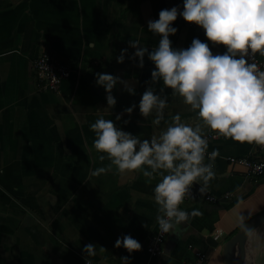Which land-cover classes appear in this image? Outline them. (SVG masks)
I'll use <instances>...</instances> for the list:
<instances>
[{
    "label": "crops",
    "instance_id": "crops-1",
    "mask_svg": "<svg viewBox=\"0 0 264 264\" xmlns=\"http://www.w3.org/2000/svg\"><path fill=\"white\" fill-rule=\"evenodd\" d=\"M173 6L182 9L183 0H0V264H85L87 258L104 264L102 257L107 264H121L124 256H130V264H180L199 251L207 253L206 264H224L223 245L241 228L238 214L244 224L264 210V175L250 176L227 160L264 158V152L218 136L209 144L217 156L205 162L213 164L215 177L203 192L202 181L195 182L198 194L182 205L202 214L190 215L168 233L161 254L151 256L147 246L158 214L153 187L160 177L147 184L140 172L119 174L114 166L90 176L110 163L100 161L93 147L90 124L101 114L141 140L158 136L176 114L193 127L202 124L181 97L168 88L161 91L162 81L152 86L167 99L165 120L154 125L155 114L143 117L139 111L155 65L145 55L139 67L138 58H129L135 52L129 42L140 40L152 51L160 37L148 30V21ZM173 26L178 29L170 35L174 48H187L199 38L214 54L226 51L181 16ZM122 49L128 52L119 63ZM43 51L71 68L60 93L41 89L36 80L34 63ZM96 73L128 81L136 94L118 83L112 92L117 104L99 113L107 107V93L96 84ZM133 104V113L124 112ZM209 132L203 129V135ZM208 193L221 199L208 201ZM227 193L231 196L224 199ZM260 228L250 242L249 264H264V225ZM125 234L142 249L129 254L116 248ZM89 243L105 250L87 257L83 248Z\"/></svg>",
    "mask_w": 264,
    "mask_h": 264
},
{
    "label": "clouds",
    "instance_id": "clouds-1",
    "mask_svg": "<svg viewBox=\"0 0 264 264\" xmlns=\"http://www.w3.org/2000/svg\"><path fill=\"white\" fill-rule=\"evenodd\" d=\"M178 16L202 27L207 39L214 46H226V51L214 54L209 43L199 38H194L187 48H174L170 35L178 31L173 26ZM148 30L160 37L152 51L141 46L140 40L129 42L135 49L129 58H138L139 67H144L145 55L155 65L151 83L139 102L140 114L143 117L155 114L154 125L165 120L167 99L152 86L162 81L161 91L168 88L173 96L181 97L202 124L193 127L176 114L158 136L141 140L101 114L90 124L94 133L93 147L100 161L107 158L110 163L96 168L90 176H99L113 166L119 174L140 172L147 184H152L159 176L153 187V200L158 206V232L164 235L174 232L190 215L202 214L198 209L189 212L181 205L194 182L202 181L200 191L203 192L216 175L213 164L204 162L209 148L204 128L214 133L213 138L222 136L264 146V70L257 62V56L264 58V0H183L182 9L180 6L162 9L158 19L149 20ZM127 52V49L121 50L117 57L119 63L124 62ZM95 75L96 84L107 93V107L99 113L109 112L117 104L112 92L118 83L123 84L128 93L136 94L135 88L118 76ZM136 107L133 104L124 112L131 114ZM121 118L122 114H118L115 119ZM216 156L215 150L208 153L210 160ZM243 220L244 216L238 214L241 227H244ZM114 246L123 247L129 254L142 249V244L130 234L118 237ZM104 250L100 247L97 251L93 243L83 248L87 257ZM102 258L107 264V257ZM120 261L130 264V256L121 257ZM86 264H92V260L87 258Z\"/></svg>",
    "mask_w": 264,
    "mask_h": 264
},
{
    "label": "built area",
    "instance_id": "built-area-1",
    "mask_svg": "<svg viewBox=\"0 0 264 264\" xmlns=\"http://www.w3.org/2000/svg\"><path fill=\"white\" fill-rule=\"evenodd\" d=\"M257 62L260 64L262 70H264V59H261L257 56ZM35 77L37 82L40 85V88L46 91H51L54 93H60L62 83L65 79L69 78L71 75L70 66L55 58L51 53L47 51L41 52L35 60ZM209 144L216 138L214 137L213 132H209L204 135ZM258 149L264 152V146H259ZM211 151L207 150L205 154V161L209 160L208 153ZM227 160L232 164H240L246 168L248 175L250 176H262L264 175V158L258 157L257 155L253 156H229ZM198 194L197 186L194 182L193 186L190 189L189 195L186 197L185 202L189 201L191 198L195 197ZM231 195L228 193L223 196L224 199H229ZM208 201L217 202L221 198L213 194H207L205 197ZM184 202V203H185ZM182 207V205H181ZM167 234L160 235L158 232V225L155 233L150 237L147 250L151 256H158L161 254L163 249V243L167 237ZM208 255L205 252L199 251L196 253L195 258L191 260H183L180 264H206ZM87 259L85 260L86 264ZM92 264H97L92 261Z\"/></svg>",
    "mask_w": 264,
    "mask_h": 264
},
{
    "label": "water",
    "instance_id": "water-1",
    "mask_svg": "<svg viewBox=\"0 0 264 264\" xmlns=\"http://www.w3.org/2000/svg\"><path fill=\"white\" fill-rule=\"evenodd\" d=\"M223 245L224 264H249L251 239L262 225H264V210L257 213L244 224Z\"/></svg>",
    "mask_w": 264,
    "mask_h": 264
},
{
    "label": "rangeland",
    "instance_id": "rangeland-1",
    "mask_svg": "<svg viewBox=\"0 0 264 264\" xmlns=\"http://www.w3.org/2000/svg\"><path fill=\"white\" fill-rule=\"evenodd\" d=\"M259 229H261V228H259ZM254 252V251H253ZM253 256V255H252Z\"/></svg>",
    "mask_w": 264,
    "mask_h": 264
}]
</instances>
